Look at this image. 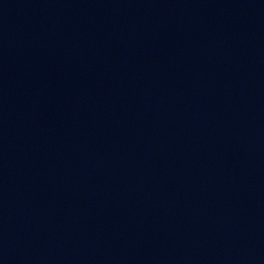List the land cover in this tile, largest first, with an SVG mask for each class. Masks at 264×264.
<instances>
[{
	"label": "water",
	"instance_id": "obj_1",
	"mask_svg": "<svg viewBox=\"0 0 264 264\" xmlns=\"http://www.w3.org/2000/svg\"><path fill=\"white\" fill-rule=\"evenodd\" d=\"M0 264H264V0H0Z\"/></svg>",
	"mask_w": 264,
	"mask_h": 264
}]
</instances>
